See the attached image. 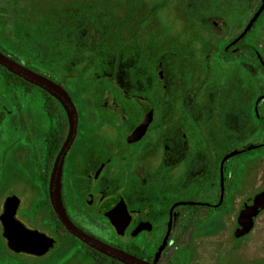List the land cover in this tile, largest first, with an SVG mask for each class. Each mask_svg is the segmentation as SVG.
Segmentation results:
<instances>
[{
    "label": "rangeland",
    "instance_id": "rangeland-1",
    "mask_svg": "<svg viewBox=\"0 0 264 264\" xmlns=\"http://www.w3.org/2000/svg\"><path fill=\"white\" fill-rule=\"evenodd\" d=\"M262 1L0 0L3 7L0 8V48L4 52L10 49L23 65L34 68L29 65L32 63L35 70L59 79L72 93L83 123L85 117L98 109V115L116 111L126 116V121L135 123L139 113L130 103L128 106L122 86L126 83L128 88H133L137 74H142L139 80L144 79L149 99L157 101L151 89L157 88L152 73L159 58L164 77L159 83L166 86L161 87V99H178L175 103L178 107H182L181 100H206L210 131L221 132L229 124L230 135L237 137L239 131V147L253 148L252 145L264 143L261 127L264 101L256 112L253 109L254 100L264 92V74L255 59L257 54L264 61V8L244 37L247 46L234 55V64L218 62L216 54L229 38L242 33ZM223 60L232 61L230 56ZM207 64L210 66L206 67ZM122 69L126 71L124 74ZM1 72L0 112L4 115L0 116L4 117L0 119V153L4 150L7 158L10 156L7 153H14L13 149L25 142L31 149L22 146L14 157L23 163L30 157L36 172H40L42 158L31 142L29 131V121L37 116L38 98L13 87ZM149 79L152 83H148ZM33 92L38 96L37 90ZM124 104H127L125 108ZM232 110L238 115L239 129L233 125ZM192 112L182 107L180 116L178 112L176 115L189 121ZM185 131L190 135L194 128L187 124ZM205 146L210 148V144ZM206 153L211 155V150L207 149ZM239 163L235 201L229 208L225 207V214L212 216L203 231H193L190 236L192 246L197 248L195 252L203 256V263L214 264L223 247L230 259L241 260L240 264H264V211L249 235L239 242V248L231 247L228 239L237 215V199L264 190V144L247 152ZM178 179L176 175L175 180ZM12 190L20 196L16 218L28 228H34L31 225L35 224L43 232L38 219L36 222L26 216L31 214L25 210L34 202V191L18 181ZM4 197L0 195V211ZM44 230L49 234V229ZM61 246L58 240L52 249L59 257L56 264H96L85 261L80 248ZM3 248L0 245L1 259ZM185 248L188 259H194L195 252L190 253L187 245ZM27 256L18 260L35 263L43 260ZM188 259L180 260V264H191L193 260L190 263Z\"/></svg>",
    "mask_w": 264,
    "mask_h": 264
},
{
    "label": "flooded vegetation",
    "instance_id": "flooded-vegetation-1",
    "mask_svg": "<svg viewBox=\"0 0 264 264\" xmlns=\"http://www.w3.org/2000/svg\"><path fill=\"white\" fill-rule=\"evenodd\" d=\"M239 35L226 41L221 51L216 54L218 62L234 64V55L240 48L247 46L242 42L246 34L240 39ZM0 51L2 52L1 48ZM229 56L232 61L224 62L223 58ZM255 57L259 61V70L264 74V61L257 54ZM11 58L21 63L15 57ZM205 59L206 62L209 61L208 56ZM161 66L158 58L152 73L157 88L156 91L151 89L158 97L157 101L149 99V90L144 79L139 80L142 74H137L138 78L135 77L133 88H128L126 83L122 86V95L127 98L128 106L130 103L139 113L135 123L126 121V116L119 115L116 111H109L106 116L98 115L99 109L85 117L86 122L83 123L69 89L59 79L46 72H43V76L60 85L68 93L77 112L75 136L64 156L60 176L61 200L68 218L86 234L146 262L152 263L162 246L155 264H180V260L189 258L186 245L190 253L197 249L192 246V232L203 231L207 220L214 215L225 214V207L229 208L235 201L241 157L260 148L264 143L252 145L253 148H240L239 131L237 137L230 135L227 132L229 124L224 125V131H210L207 123L209 103L206 100H181L183 108L192 109L194 112L191 113L192 119L189 121H186V117H177L176 113L180 116L182 109L175 104L179 100L161 99V87L166 88L159 83V79L164 78ZM125 72L122 69V74ZM148 83H152V79H149ZM208 95L209 92L206 97ZM262 101L264 92L254 100L255 112ZM165 102L168 104L165 105ZM105 104L108 103L104 102ZM127 104H124L123 108ZM230 114L235 116L233 125L239 129L238 115H235L233 110ZM62 115L66 120L64 133L59 130L61 125L58 124ZM187 124L194 128L190 135L185 131ZM261 127L264 128L262 125ZM67 129V119L62 107L53 98L45 97L43 161L41 159L39 164L40 172H36V166L32 165L30 157L25 163L14 157L22 146L24 149H31V145L25 142L21 147H15L17 149H13L14 153H7L10 154L7 158L3 155L4 150L0 153V195H5L0 214L6 198L15 196L18 199L16 218L20 209V196L12 190V186L17 181L26 183L29 189L34 191V202L25 210L26 213L31 212L26 215L27 219H38L43 232L38 230L35 224L31 225L34 227L31 229L42 233L44 228L49 229V234H44L54 239V246L59 240V235H66L67 231L57 220L50 205L48 182ZM34 135L30 133L31 142L39 151L32 138ZM205 143L210 144V148H206ZM207 149L211 150V155H207ZM176 175L178 180H175ZM173 180L175 181L172 182ZM255 194L237 199V215L228 237L233 248L240 247L239 242L249 235L257 217L264 211L262 209L258 212L253 219V227L247 234L234 236V231L238 228L239 212L252 203ZM112 204L124 206L126 222H113L102 213L104 208ZM0 229L2 236L1 223ZM76 241L89 248L78 239ZM3 242L6 246L4 238ZM227 251L221 247L214 264H240L241 260L230 259ZM197 253L195 252L194 259H188L189 262L193 260L191 264H207L202 262L201 253Z\"/></svg>",
    "mask_w": 264,
    "mask_h": 264
},
{
    "label": "water",
    "instance_id": "water-1",
    "mask_svg": "<svg viewBox=\"0 0 264 264\" xmlns=\"http://www.w3.org/2000/svg\"><path fill=\"white\" fill-rule=\"evenodd\" d=\"M263 8L264 0L262 1L260 7L252 15L242 33L239 35V39L242 38L251 28ZM0 66L7 72L46 92L58 102L65 113L68 124L67 134L55 157L48 182V197L50 205L57 220L63 228L67 231V233L84 243L89 248L121 264H155L162 246L157 251L154 261L149 263L133 254L108 245L99 239L86 234L76 227L68 218L61 200L60 176L64 156L71 145L76 132L77 112L75 106L68 93L60 85L43 76V74L22 65L1 51ZM17 206V197H8L4 202L3 211L0 214L2 237L6 241V247L9 251L15 254H25L34 257H41L45 255L54 246V239L36 229L26 227L23 223L16 219L15 214ZM262 209H264V190L256 193L253 197L252 203L250 205H246L239 212L237 217L238 228L234 231V236L240 237L247 234L253 227V219ZM102 213L108 216L113 222L125 220V208L123 205L112 204V206L104 208Z\"/></svg>",
    "mask_w": 264,
    "mask_h": 264
},
{
    "label": "trees",
    "instance_id": "trees-1",
    "mask_svg": "<svg viewBox=\"0 0 264 264\" xmlns=\"http://www.w3.org/2000/svg\"><path fill=\"white\" fill-rule=\"evenodd\" d=\"M5 10L6 9H4V11ZM1 12L2 11H0V15H1ZM2 52L9 55L10 57H13V58L15 57L10 49H6V52H4V51H2ZM29 65L34 67V68H31L32 70H34V71L38 70L37 68L35 70L34 64L30 63ZM0 70L2 71L1 74L4 75L5 80L9 81V83L13 87H15L18 90H21L22 93L25 95H29V96L34 97V98H38L37 99L38 100L37 116H34L33 118H31L32 120L29 121V131L32 134H35L32 138L37 143V147L40 149L39 150L40 156H41L42 161H43V101L45 100V97L47 99H52V98L49 95H47L46 93H44L42 90L38 89L37 87L23 81L22 79L18 78L17 76L7 72L1 66H0ZM39 73H41V72L39 71ZM33 90L38 91V96L34 95ZM0 115H4V113L0 112ZM3 117L4 116H0V119H3ZM0 123H2V122H0ZM58 124L61 125V129H59V130L62 133H64L65 128H66V120H65L64 115L61 116L60 120L58 121ZM50 224L52 225V222H50ZM52 226H54V225H52ZM65 234L66 235H64V236H60L58 234L59 235V241H61V244H62L61 247L69 248V249L80 248L81 256L85 261H93L96 264H121V263H119L113 259H110V258L98 253L97 251H95L93 249L87 248L81 244L78 245L76 239L73 236H71L67 232ZM0 245L1 246L3 245V247H4L3 248L4 251H2L4 258L3 259L0 258V264H56L58 261V258H59L57 252L53 251L51 249L50 251H52V252L46 253L45 255H43L41 257H34V256H29V255L27 256L28 258L30 257L31 259H35V260L43 259L39 262L35 263V262H30V261L27 262L25 260H18V258L21 259V258L25 257L26 255L25 254H15V253H12L11 251H9L3 242V238L1 236V234H0Z\"/></svg>",
    "mask_w": 264,
    "mask_h": 264
}]
</instances>
